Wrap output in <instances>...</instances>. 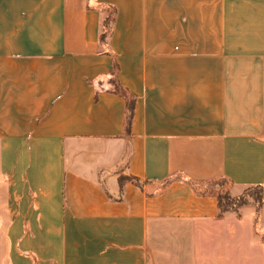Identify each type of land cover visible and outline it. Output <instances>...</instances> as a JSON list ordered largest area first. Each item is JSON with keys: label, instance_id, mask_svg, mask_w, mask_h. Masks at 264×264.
Wrapping results in <instances>:
<instances>
[{"label": "crops", "instance_id": "0c3cea01", "mask_svg": "<svg viewBox=\"0 0 264 264\" xmlns=\"http://www.w3.org/2000/svg\"><path fill=\"white\" fill-rule=\"evenodd\" d=\"M0 264H264V0H0Z\"/></svg>", "mask_w": 264, "mask_h": 264}, {"label": "trees", "instance_id": "16d2710c", "mask_svg": "<svg viewBox=\"0 0 264 264\" xmlns=\"http://www.w3.org/2000/svg\"><path fill=\"white\" fill-rule=\"evenodd\" d=\"M116 13L117 12L115 9H109L108 14H107L105 20L103 21V34L101 36V40L103 42L107 39L108 36H110L112 34V26L115 23ZM125 97H127V96H125ZM122 182H123V180L121 179V183ZM131 182H133L137 186H141L140 182L137 179H131ZM224 182L226 183L227 181L223 180V181H220L218 183L220 188H221V191L218 194V200H219V206H220L221 212H223V213L227 212L230 209V204L233 201H237L239 199V198L238 199L233 198L230 195V193L228 192V189L226 191L224 189H222V184H220V183H224ZM255 189H259L261 191V198H260V207H261L262 201H263V192H262V189H260V188H255Z\"/></svg>", "mask_w": 264, "mask_h": 264}, {"label": "rangeland", "instance_id": "374dc122", "mask_svg": "<svg viewBox=\"0 0 264 264\" xmlns=\"http://www.w3.org/2000/svg\"><path fill=\"white\" fill-rule=\"evenodd\" d=\"M222 184V189L225 191L230 188V185L226 182L220 183ZM260 198H261V191L259 189H250L245 192V194L240 197L237 201H233L230 204V209L228 211L231 212H239L244 210L245 208H257L260 210Z\"/></svg>", "mask_w": 264, "mask_h": 264}]
</instances>
